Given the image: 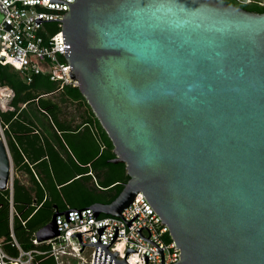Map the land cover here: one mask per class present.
<instances>
[{
	"label": "water",
	"instance_id": "water-1",
	"mask_svg": "<svg viewBox=\"0 0 264 264\" xmlns=\"http://www.w3.org/2000/svg\"><path fill=\"white\" fill-rule=\"evenodd\" d=\"M49 2L69 9L34 20L62 21L69 77L113 144L109 161L128 175L112 201L88 206L93 218L122 217L142 192L179 248L172 264H264V11L221 0ZM12 170L0 138V190ZM70 210L81 217L55 210L36 239L59 234L55 216L69 221ZM136 215L122 217L128 227ZM105 225L90 243L70 235L95 245L93 263L128 264L136 250L116 259L107 246L117 226L102 244ZM139 235L163 264L162 248Z\"/></svg>",
	"mask_w": 264,
	"mask_h": 264
},
{
	"label": "built area",
	"instance_id": "built-area-1",
	"mask_svg": "<svg viewBox=\"0 0 264 264\" xmlns=\"http://www.w3.org/2000/svg\"><path fill=\"white\" fill-rule=\"evenodd\" d=\"M66 1L73 2V0ZM68 9L66 3H51L49 0H0V64L8 65L17 71L27 84L31 83L35 76L46 73L49 80L57 85L53 92L62 90L64 86L78 87V81L69 77L68 73L70 66L63 51L62 21L46 20L36 24L34 20L35 17H40L41 20L62 19V14ZM13 96L14 92L9 86L0 84V111L13 108L10 104ZM24 105L25 103L21 107ZM6 129L7 124L0 118V138L7 146ZM12 188L13 173L11 172L7 184L10 211ZM86 207H74L80 209V218L78 211H67L69 221H66L64 213L57 214L55 221L59 234L42 241L37 240L34 235L30 248L19 247L10 227L12 245L18 248V253L11 255L6 252L0 240V264H40L36 261L37 256L50 257L53 264H95L93 263L95 245L84 244L82 247L77 236L70 234L80 232L81 242L90 243L96 241L99 236L96 227L105 224L108 225L103 227L100 234L102 244L110 242L117 226V235L107 246L110 253L114 251L118 253L116 259H123L128 247L136 250L126 254L125 260L128 264H144L143 254L148 256L146 264H160L157 247L143 239L139 233L162 248L163 264H172L180 259L179 248H175L172 238L168 241L165 239L169 235L168 226L161 222L162 218L142 192H137L130 204L120 211L126 221L137 213L130 221L129 227L120 215L100 213L93 218L91 208ZM67 209L71 208L60 211ZM139 228L138 233L136 229Z\"/></svg>",
	"mask_w": 264,
	"mask_h": 264
},
{
	"label": "trees",
	"instance_id": "trees-1",
	"mask_svg": "<svg viewBox=\"0 0 264 264\" xmlns=\"http://www.w3.org/2000/svg\"><path fill=\"white\" fill-rule=\"evenodd\" d=\"M228 2L240 5L247 10L264 11V4L260 2L246 3L238 0H228ZM0 67V84L9 86L14 92L10 102L13 108L0 111L2 122L7 124L5 133L12 156L13 169L24 167L22 166L21 135L19 133L25 129H37L39 131L37 135L40 134V129L35 122L37 112L49 118L54 131H59L60 135L64 137V143L72 153V156L62 159L55 155L54 151L50 153L49 147L47 148L55 180H50V184H46L44 187L40 185L26 187L20 183L18 178H13L12 230L16 241L21 239V247L30 248L35 229L48 222L54 212L53 202L56 203V209L59 211L65 208L86 207L97 201L108 203L120 192L124 182L128 179V175L125 163L109 161L115 156L113 144L95 117L96 130L91 119L85 120L87 124L81 131L78 130L82 125L81 123L74 129H70L65 127V120H61L60 116L66 115L64 103L71 101L77 103V107L80 108L86 101L78 87L64 86L62 90L53 92L57 85L49 80L46 73L35 76L33 81L27 84L19 73L8 65L0 64ZM49 85L51 86L49 87ZM47 93H49L48 95L58 93L57 100L39 97L41 94ZM36 98L38 99L36 100ZM31 102L36 103L37 110L30 113L23 112L20 104ZM90 111L94 115L91 109ZM89 124H91L94 132H92ZM96 131L99 132V135ZM82 172H90L88 177L96 178L88 190L83 188L78 179L67 182L70 176ZM54 181L62 185L57 189ZM44 189L50 193L49 198L45 200H43ZM33 200L37 204H32ZM9 215V191L7 189L0 190V237H3L1 243L4 249L15 254L17 249L15 245H12L13 240L9 234ZM18 229H21V234ZM42 264H53V262H42Z\"/></svg>",
	"mask_w": 264,
	"mask_h": 264
},
{
	"label": "crops",
	"instance_id": "crops-1",
	"mask_svg": "<svg viewBox=\"0 0 264 264\" xmlns=\"http://www.w3.org/2000/svg\"><path fill=\"white\" fill-rule=\"evenodd\" d=\"M90 109L91 108L89 104L85 101L81 107L79 115H73V114L67 115L66 114L60 117H61V120H65L66 128L74 129L78 124L81 123L82 125L78 129L80 131L83 130V127L85 126V124H87L85 120L91 119L93 120V127L96 130L97 124L94 121L96 116L91 114ZM43 117L47 120V126L41 127L40 125L36 124V126L40 129V134L37 135V133H39L37 129H34V130L25 129V130H22L21 133H19L21 135L20 146H21V155H22V161H23L22 166L24 167H21V169H13L12 173H13V178H18L20 183L24 184L26 187H37L39 185L44 187L46 186V184H50V180L51 181L55 180L53 173H52L51 158L48 156L49 151L50 153L54 151V154L60 156L62 159H67V157H69L72 154L71 151L68 149V147H66L64 143V139H63L64 137L60 135L59 131L57 132L54 131L53 127L50 124V120L48 117L44 115ZM89 126L92 132H94L91 124H89ZM97 134L99 135V132H97ZM48 147H49V151H47ZM89 173L90 172L75 173L73 176H70L68 178L69 180L67 182L73 179H78L79 181L81 180L80 182L83 188L88 190L91 184H93L96 179V178H89L88 177ZM19 175H23L24 179L22 180L21 178H19ZM84 178L86 180H83ZM55 182L56 181H54V183ZM55 184H56L55 187L57 189L62 185V184H58V182ZM49 196H50L49 191L44 189L43 200L49 198ZM62 201L65 202L64 200ZM32 204H37V202L33 200ZM53 204H55V206H53V209H54L53 211H55L57 210L56 203L53 202ZM12 214H13V206L11 208L10 215H9V224H10L11 229H12ZM40 227H38L37 229H39ZM37 229H35V231ZM18 232L21 234V229H18ZM0 240H3V237H0ZM17 243L19 247L21 248V239L20 241H17ZM16 249L18 253V248L16 247ZM4 250L11 255L17 254V253L12 254L10 251L6 249ZM36 261L40 262V264H42V262H53L52 258L50 257L41 258L39 256L36 257Z\"/></svg>",
	"mask_w": 264,
	"mask_h": 264
},
{
	"label": "rangeland",
	"instance_id": "rangeland-1",
	"mask_svg": "<svg viewBox=\"0 0 264 264\" xmlns=\"http://www.w3.org/2000/svg\"><path fill=\"white\" fill-rule=\"evenodd\" d=\"M260 3L261 4H264V0H261ZM0 69H1V67H0ZM51 85H49V87ZM57 94L58 93H56V94H50V95L43 96V97L44 98H53L54 100H57L56 99L57 98L56 96H58ZM63 105H64V110H65V112H66L67 115H70V114L79 115L80 110H81V107L78 108L77 107V103H73L71 101H67ZM20 107H21V104H20ZM21 109H23V112H25V113H30V112H32L34 110L36 111L37 110L36 109V103L35 102H31V103L25 104L24 106L21 107ZM35 122H36L37 125H40L41 127L47 126V120L43 117V115H41L38 112L36 113ZM23 175H19V178H21L22 180L24 179V176ZM83 180H86V179L84 178ZM170 238H171L170 235H167L165 237L166 241H168Z\"/></svg>",
	"mask_w": 264,
	"mask_h": 264
},
{
	"label": "flooded vegetation",
	"instance_id": "flooded-vegetation-1",
	"mask_svg": "<svg viewBox=\"0 0 264 264\" xmlns=\"http://www.w3.org/2000/svg\"><path fill=\"white\" fill-rule=\"evenodd\" d=\"M244 2L254 3V2H260L261 0H243ZM221 2L229 3L228 0H221Z\"/></svg>",
	"mask_w": 264,
	"mask_h": 264
}]
</instances>
